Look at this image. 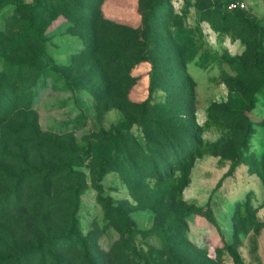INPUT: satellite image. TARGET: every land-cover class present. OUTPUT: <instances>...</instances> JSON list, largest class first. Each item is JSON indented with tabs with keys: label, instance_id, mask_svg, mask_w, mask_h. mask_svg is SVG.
<instances>
[{
	"label": "rangeland",
	"instance_id": "obj_1",
	"mask_svg": "<svg viewBox=\"0 0 264 264\" xmlns=\"http://www.w3.org/2000/svg\"><path fill=\"white\" fill-rule=\"evenodd\" d=\"M0 264H264V0H0Z\"/></svg>",
	"mask_w": 264,
	"mask_h": 264
},
{
	"label": "trees",
	"instance_id": "obj_2",
	"mask_svg": "<svg viewBox=\"0 0 264 264\" xmlns=\"http://www.w3.org/2000/svg\"><path fill=\"white\" fill-rule=\"evenodd\" d=\"M248 23H249L250 25L254 26L256 29L259 30V27L256 26L252 21L248 20ZM73 172L75 173V175H76L77 177H79V173H78L76 170H73ZM190 182H191V179H190L189 183H190ZM119 213H120V215H121V219L124 220L125 222H128V219H127V217L125 216V214H124L123 212H121V211H119Z\"/></svg>",
	"mask_w": 264,
	"mask_h": 264
},
{
	"label": "built area",
	"instance_id": "obj_3",
	"mask_svg": "<svg viewBox=\"0 0 264 264\" xmlns=\"http://www.w3.org/2000/svg\"><path fill=\"white\" fill-rule=\"evenodd\" d=\"M242 6H244L243 3H242ZM233 7H238V3H231L230 4V8H233Z\"/></svg>",
	"mask_w": 264,
	"mask_h": 264
}]
</instances>
